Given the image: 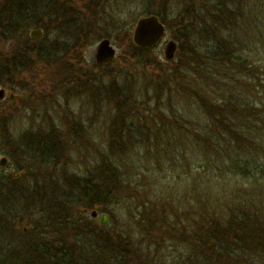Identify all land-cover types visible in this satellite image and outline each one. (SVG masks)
<instances>
[{
    "label": "rangeland",
    "instance_id": "obj_1",
    "mask_svg": "<svg viewBox=\"0 0 264 264\" xmlns=\"http://www.w3.org/2000/svg\"><path fill=\"white\" fill-rule=\"evenodd\" d=\"M128 1L127 8L115 20L117 28L122 24V30L126 29L127 33L132 32L133 35L137 18L157 11L167 26L164 39L151 52L152 61H144V64H136L131 58V47L139 46L133 41L129 46L131 38H126L127 33L123 39L117 35L112 40L116 47V58L104 66L95 61L97 43L93 44L94 35L76 33V25H68L62 37L57 34L52 36V39L57 36L59 42H47L54 47L50 52L51 57H44L41 51L46 45L44 43L41 46L44 39L29 40L30 28L24 35L21 33L22 41L19 45L16 38L6 41L7 38L0 31V62L2 58L9 60L17 46L21 47L23 43L35 48L33 54L27 51L32 55L27 66H20L19 71L16 70L18 82L13 79V67L8 66L3 74L0 66V89L5 91L0 99V159L8 157V163L0 165V175L4 171L7 173L8 170H14L1 177L0 196L4 201L10 190L13 193L10 196L17 207L12 209L16 210L9 215L7 225L2 227L10 228V231H7L9 237L0 233V258H5L6 250L14 253L13 256H6L11 262L26 264L29 258L31 263V258L44 257L45 250H65L72 254L78 252L74 257H81L66 258L67 264H264V246L260 244L262 240L256 242L258 244L255 248L245 246L239 250L228 239L226 247L229 249H225L220 240L207 235L208 231L206 236H200L204 229L197 227L193 230L191 225L196 224L195 220L186 217L182 221L177 219L179 214L186 216L190 204L196 206V192L190 182L201 171L197 159L202 162L205 160L202 153L198 154L202 150L199 151L197 145H204L201 141H220L222 128L216 124L220 113H226L229 109V105H222L227 104L229 99L233 104L240 100L235 90L227 88L226 82H230L225 79L227 76H216L222 71L217 63L209 65L205 59H201L206 51L214 49L213 41L198 39L199 33H194L192 28L189 37L180 32L178 35L182 40H176L171 21L181 9L178 0H166V5L162 4L164 0ZM232 1L238 12L243 3L241 0ZM3 11L5 9L0 3L1 17L5 16ZM91 11L93 9L88 10L86 15ZM243 11L249 12V16L251 14L252 21L243 23L240 16V31L232 39L234 41L231 45L234 50L237 49L234 54L246 63L259 59L256 63L264 65L261 59L264 58V0H251L250 4H245ZM93 16H96L95 12ZM93 16L87 18L92 19ZM198 20L193 19L191 25L195 26ZM250 25L251 31L246 35L245 27ZM253 26L259 28L252 30ZM87 38L90 40L85 41ZM170 39L176 40L178 51L173 60L167 61L164 47ZM226 41L227 38L223 40L222 46L227 45ZM24 50L21 47L19 53L27 56ZM150 62L161 66L152 67ZM208 67H214L215 74ZM74 72L82 74L86 80L89 78L92 84L101 82L108 87L113 84L123 86V82L129 81L133 98L134 92L140 91L142 85L145 88L146 84L152 83L159 87L161 83V97L152 91L149 93L150 97H156L152 105L159 103L161 107H158V112H163L164 118L169 121L174 116L185 121L183 133L187 130L188 135L197 140H176L172 143L175 136L169 131L162 132L159 146H148V149L133 146L137 141L133 135H126L124 131V135L121 133L122 127L134 124V118L129 120V116H126L133 112L125 110L120 115L111 116L115 110L99 106V97L93 95L92 87L87 89L85 85H80L75 89L76 85H71ZM228 74L235 75L237 80L241 78L229 66ZM183 78L187 83L197 84L202 90V97L189 96L181 91L178 87ZM154 79L158 80L152 82ZM169 87L170 92L165 90ZM258 91L246 92L240 89L238 93L246 97L249 107H253L254 102H261L255 108L259 111L264 109L262 86ZM10 94L16 97L11 98ZM187 94L190 98L186 97ZM206 97L215 102V110L209 106L212 101L208 104L201 102ZM240 109L239 105L236 106L231 116L235 118L240 115ZM243 111L247 116L249 111ZM202 125L207 128L200 130L199 126ZM73 127L79 128V132L73 130ZM207 135L215 137L210 136L207 140ZM41 138L49 140V149L40 144ZM118 142H125V147L116 145L118 149L110 145ZM261 145L264 146V141ZM260 151L257 157L261 167L264 165V147ZM216 156L212 153L204 161V165L205 162H212L204 174L213 177L214 184L218 182L219 163ZM182 164H188L184 172L181 167L173 171ZM213 164L216 165L212 167ZM263 173L259 169L253 177V180L256 177L258 180L255 182L251 179L253 182H245L244 186H241V181L235 187L229 182L223 187L222 183L221 192H217L229 193L241 187L248 189L245 200L251 201L248 205L256 209L264 205ZM177 175L184 178L180 180ZM94 211L97 212L96 216L92 215ZM102 213L109 217L106 226L100 223ZM101 226L106 229L104 233L99 230ZM193 235L196 236L193 238ZM114 246L120 252L134 253L129 256L117 253ZM37 249L40 253L34 251ZM238 250L246 253H236Z\"/></svg>",
    "mask_w": 264,
    "mask_h": 264
},
{
    "label": "trees",
    "instance_id": "obj_2",
    "mask_svg": "<svg viewBox=\"0 0 264 264\" xmlns=\"http://www.w3.org/2000/svg\"><path fill=\"white\" fill-rule=\"evenodd\" d=\"M243 1L244 2H242L241 0L240 2L243 3L244 6L245 4H250L251 2V0ZM245 1L247 3H245ZM166 3V0L162 1L163 5H166ZM178 3L179 7L181 5V9L177 13L176 18L171 21L173 24V28L175 29L176 34L174 35L176 36V40L181 42L182 39L178 35L180 34V32L181 35L185 34L189 37L191 28L194 30V33H199L200 38L198 37V39H203L206 41H209V39L212 40L214 49L206 51L201 59H205L209 65L215 64L213 62L217 63V66L222 69V71L219 70L220 73L216 76L221 78H225V76H227L225 79L230 80L229 83L226 82L227 88L231 87L233 90H235L240 100L237 104H233L231 102L232 100L229 99V102H227V104L225 103L222 105H229V109L226 113H220L219 122L216 124L220 125L222 128V134H220L219 137L220 141H216L215 143H206L204 141H201L204 145L198 144L196 147L199 151L202 150V152H199L198 154L202 153L205 157V160H207L212 153L217 155L216 159L219 163L217 169V184H214L215 180L213 177L204 174L206 172L204 170L208 169L212 162H205L204 165L205 160L202 162L201 160L197 159L196 163L201 171H198L197 175L194 178H191L190 182L192 184V188H194L196 192V206L193 207V205L191 206L190 204V209L188 210L186 216L184 214H179L177 219L182 221L186 217V219L189 218L191 220H195L196 224L191 225L193 226V230H196L197 227L204 229V233L200 236H206L205 233L206 231H208L207 235H209L210 238L214 240H220L221 246L225 247V249H229V247H226V242L228 241V239L232 241V245H236V248H238L239 250H243L245 246L255 248L254 246L258 244L256 242L262 241L263 242L260 244L263 247L264 205H260L256 209L251 208V205H248L249 203H251V201L245 200L244 197L248 193V189H244L242 187L236 190L233 189V191H229V193L232 192L233 194H236L235 196H233L232 193H227L228 191H224L223 194H220L222 183L223 187L225 186L226 182L231 183L233 187L237 186V184L239 185V183L242 182L241 186H244L245 182L253 180L254 175L259 169L261 171H264V165L260 167V160L259 157H257V153L261 152L262 150L260 151V149L264 147L263 145H261V142L264 141V109H261L259 111L258 109H255L262 103L257 101L253 103V107H249V103L246 100V97L239 96L238 93V90L240 89L241 91L246 92H255L257 90V92L259 93L258 90L261 86L264 91V65L260 66L258 65L259 63H256L257 61H259V59H257V61H248L246 63L244 59L238 57L237 55L235 56L234 52H236L237 49L235 48L234 50V47L231 46L234 41H232V39L236 37L238 31H240V16L241 19H243V23L245 21L247 23H251L252 16L251 14L250 16L248 15L249 12L243 11L244 6L242 4V8L237 12L234 8V5L236 4H234L235 2L232 0H178ZM190 12L192 14L191 16ZM86 13L87 12H85V14ZM156 14H159L160 16V13L158 11ZM85 18L87 19V15H85ZM197 18H199V20L197 21L198 23L195 26L194 24H192V26L191 23H193V19ZM190 19H192V22L190 21ZM210 20H212V23ZM41 22L42 19L40 20V18L37 17L35 20L36 26H40ZM250 28L251 25L245 27L246 35L251 31ZM255 28L257 29L259 28V26L254 27L252 30H255ZM242 30L244 31V27L242 28ZM225 38H227V45L222 46V44H224L223 40ZM129 43V46H131L132 41L130 40ZM152 50L153 49L151 48H139L133 45L131 47V58L136 61V64H144V61H152L150 60L152 58ZM41 51L44 57H48L49 51L46 50V45L41 48ZM261 59L264 60L263 57H261ZM150 63V66L152 67L161 66V64L156 65L154 62ZM255 63L257 65H255ZM228 66L233 73H235L236 75H241V78L239 80H237L235 75L228 74ZM213 68L214 67H208V69H211L215 74ZM225 69L227 75L225 74ZM259 71L262 72L260 73ZM73 77L74 79L72 78L71 85H76L75 89L80 87V85H85L87 89L92 87L93 95L99 97V106H105V108L107 106L110 110H115V114H111V116L115 117L117 115H120L125 110L133 112V114L129 113L126 116H129V120L131 118H134V124L131 126L128 125L127 127H122L121 130V133L123 135L124 132L126 133V135L127 133H130V135L132 134L134 139L137 140L133 146L138 145L139 147H144L146 149H148V146H159L158 140L159 137H162V132L169 133V131H172V136H175L174 140H172V143L176 142V140H181L183 142L186 140L188 141V139H191L192 142H195V140H197L196 138H192L191 135H188L187 130L183 133V131H185V129H183V126H185V121L180 120L178 116H174L169 121L168 119L164 118L165 114L163 112H158V107H161L159 103H157L156 106L152 105L153 99L156 97L154 95H151L150 97L149 93L150 91H152L153 93L161 97V92H163V89H161V83H159V87H155L152 83H150V85L146 84L145 88L142 85L140 91L136 93L134 92L133 98V91L130 88L131 85L129 81L123 82V86H117L113 84L108 87L103 86L101 82L92 84L89 78L88 80H86L82 77V74L78 75L76 72H74ZM249 77H251L252 79ZM244 78L246 80H244ZM155 80L158 79H154L152 82H154ZM178 88L181 89V91L188 93L189 96L195 95L197 98L202 97V90L198 87V85L191 82L187 83L184 78L182 79V82L179 83ZM178 88H176V90H178V93H180ZM169 89H171V87L165 90L170 92ZM188 94L186 97H189ZM145 96L146 99L144 98ZM131 99H134V101H132ZM148 99H150L151 105H149ZM244 100L245 103H243ZM210 101L212 100L208 97H206V100H201V102H204L205 104L210 103ZM211 104L212 105L209 106H212L211 108L215 110V102L212 101ZM238 105L241 107L239 112H242L240 113V115H237V117L234 118L231 115L233 114L235 107ZM242 109H247L249 111L247 113V116L246 114H244V111ZM206 128V125L199 126L200 130H205ZM73 130H77V132H79L80 129L77 127H73ZM210 136H206L207 140ZM41 139L42 143L40 144H44V146L49 149L50 144L49 142H47L49 140L43 138ZM110 145L113 147H117L116 145L125 147L126 143L118 142L114 144L112 143ZM117 148L119 149V147ZM151 155H155L158 157L160 156L158 153H151ZM186 165L188 164H182L178 167L176 166V169L174 168L173 171H177V169L181 167L184 172L186 170ZM215 165L216 164H213L212 167ZM177 176L180 180L184 178V176ZM256 178L253 181L256 182V180H258ZM219 190L220 192H217ZM7 194L8 195H5L4 197V201L0 196V233H4L5 237H9L7 231H10V228L4 227L3 229L2 227L5 224L7 225L6 221L10 220L9 215L15 212L14 210H16L12 209L17 208L10 196L13 193H10L9 190V193ZM262 197H264V195H262ZM262 202H264V200H262ZM243 209L247 211H244ZM99 230L104 233L106 229L101 226ZM198 234L199 233H197V235ZM195 236L196 235H193V238ZM116 238H118V236ZM128 241L129 240L127 239L126 242ZM113 248L117 253L120 252L116 246H114ZM239 250L236 253L242 254L243 251ZM34 251L38 252V249ZM47 252L48 251L45 250L46 254L44 255V257L38 259L31 258V263L29 262V258L27 259V263L26 261L25 263L67 264L66 258H81L79 257L80 255L78 257H74L78 252H74L72 254V252L69 251L59 250L56 252H48L50 253V255H48ZM230 252L234 253V251ZM4 253L5 258H0V264H15L9 260L10 258L8 259L6 257L13 256L14 253L10 251L6 252V250H4ZM120 253L129 256L134 252L132 253L129 251V253H127L122 251ZM227 253L230 254L229 252ZM69 254H71V257L69 256ZM57 256H60L58 260H56ZM191 256L192 254L189 257ZM115 257L116 259L119 258L118 256ZM120 258L122 257L120 256Z\"/></svg>",
    "mask_w": 264,
    "mask_h": 264
},
{
    "label": "flooded vegetation",
    "instance_id": "obj_3",
    "mask_svg": "<svg viewBox=\"0 0 264 264\" xmlns=\"http://www.w3.org/2000/svg\"><path fill=\"white\" fill-rule=\"evenodd\" d=\"M1 5L3 6V11L5 16H0V31L2 35H4L7 39L6 41L14 40L15 38L18 39V45L21 44L22 36L21 33L24 35V32L30 28L29 31V40L32 41H40L44 39L45 41L41 43V46L46 43V50L49 51L48 57L52 55L50 52L53 50V46H50L47 42L54 43L59 42L57 36H52L54 34L63 36V33H66V28L68 25H76V33H83L88 36H93V44H96V50L100 42L104 39H108L110 44L115 48L113 44V39L117 37L124 38L125 33L127 30H122L123 25L121 24L118 28L115 25L116 18L120 17L122 11L127 8V4L129 3L128 0H0ZM87 16L92 17L93 12H95V17L93 16L92 19L85 18V12L88 10H92ZM156 15L159 20L164 24L165 29H167L166 24L160 19L159 14L152 13L148 15H143L141 17ZM39 17L42 22L40 26H36L35 20ZM137 18V20L139 19ZM136 20V21H137ZM135 21V22H136ZM102 22V28H101ZM98 25V26H97ZM100 26V27H99ZM118 29V30H117ZM33 30H40L41 35L39 37H33L31 32ZM104 32H106L104 34ZM103 33V34H102ZM166 35V33H165ZM164 35V37H165ZM3 36V37H4ZM21 37V38H20ZM57 37V38H56ZM164 37L159 41L157 45H159ZM126 38L131 41L132 39V32L131 34L127 33ZM3 40H5L3 38ZM90 39L87 38L85 41H89ZM174 40V39H170ZM169 40V41H170ZM176 42V40H174ZM129 42V41H128ZM67 43V42H66ZM177 43V42H176ZM167 44V43H166ZM157 45L153 46L151 49L156 47ZM73 46V45H72ZM24 48L25 55H20L19 51L20 48ZM21 47L17 46L16 52H13L12 56H9V60L2 58L0 62V66L3 68L2 73H6V68L8 66L13 67L14 72L13 74L17 73L16 70L19 69L20 66H27V63L30 61V58L33 54L34 47L23 43ZM59 50L57 47H55ZM143 48V47H140ZM147 49V48H146ZM150 49V48H148ZM14 50V49H13ZM33 50V51H32ZM27 51L29 53H27ZM177 51H178V44H177ZM177 53V52H176ZM96 54V53H95ZM117 54V52H116ZM30 57V58H29ZM29 58V59H28ZM116 58V55H115ZM115 58L104 64L99 65H109L111 64ZM49 59V58H48ZM96 61V58H95ZM19 71V70H18ZM15 82H18L19 77L15 74ZM4 88V87H3ZM2 89V88H1ZM7 90V89H6ZM26 95V92H23ZM23 95V97L25 96ZM18 98V96H17ZM5 159V160H3ZM8 163V157H2L0 159V165H6ZM14 172V170H8L7 173L4 171L1 177L9 175L8 173ZM15 176L16 174L13 173Z\"/></svg>",
    "mask_w": 264,
    "mask_h": 264
},
{
    "label": "water",
    "instance_id": "obj_4",
    "mask_svg": "<svg viewBox=\"0 0 264 264\" xmlns=\"http://www.w3.org/2000/svg\"><path fill=\"white\" fill-rule=\"evenodd\" d=\"M166 29L164 24L159 20L156 15H150L141 17L137 20L132 39L135 45L143 48H150L159 43L164 37ZM33 37H39L41 35L40 30H33L31 32ZM177 52V43L174 40L167 42L164 48V56L166 60H173ZM116 50L110 44L108 39H104L97 47L95 58L98 64H104L112 61L115 58ZM4 90L0 89V99L4 96ZM11 98H14V94H10ZM5 160V159H3ZM93 216L97 215V212L92 213ZM100 223L106 226L109 223V217L106 213L100 215Z\"/></svg>",
    "mask_w": 264,
    "mask_h": 264
}]
</instances>
